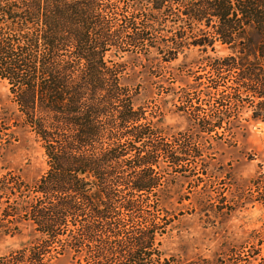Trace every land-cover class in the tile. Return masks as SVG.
<instances>
[{
    "label": "trees",
    "instance_id": "16d2710c",
    "mask_svg": "<svg viewBox=\"0 0 264 264\" xmlns=\"http://www.w3.org/2000/svg\"><path fill=\"white\" fill-rule=\"evenodd\" d=\"M170 20L176 32L157 37ZM203 39L232 51L209 62L220 98L183 109L198 135H172L137 105L135 68L152 49L171 62ZM0 79L49 166L33 184L0 181V224L24 220L37 235L0 264H168L166 171L202 157L200 134L264 122V0H0ZM254 185L264 206V174Z\"/></svg>",
    "mask_w": 264,
    "mask_h": 264
},
{
    "label": "rangeland",
    "instance_id": "374dc122",
    "mask_svg": "<svg viewBox=\"0 0 264 264\" xmlns=\"http://www.w3.org/2000/svg\"><path fill=\"white\" fill-rule=\"evenodd\" d=\"M171 21L157 37L176 32ZM201 38L190 43H200ZM202 41L205 46L184 48L171 62L152 49L150 54L145 52L143 66L135 68L139 73L135 83L141 85L137 105L146 108L158 128L172 135H198L183 109L205 108L209 92L220 98V86L217 91L208 87L212 79L220 85L209 62L232 51L220 42ZM251 113L247 109L240 120L249 119ZM18 117L10 86L0 79V181L12 175L33 184L48 171L47 157L31 129L15 123ZM243 124L234 136L227 133L221 138L220 129L218 135L200 134L202 157H189L184 174L166 171L170 186L160 195L166 227L158 247L162 262L264 264V206L253 202L258 197L254 181L264 174V122ZM11 221L0 224V232L7 233L0 235V259L30 247L37 237L27 221ZM50 264H71V260L60 256Z\"/></svg>",
    "mask_w": 264,
    "mask_h": 264
}]
</instances>
